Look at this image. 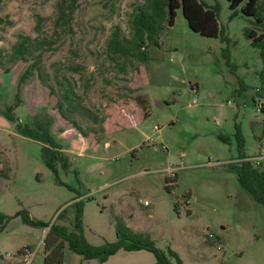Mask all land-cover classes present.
Masks as SVG:
<instances>
[{
    "label": "rangeland",
    "instance_id": "rangeland-1",
    "mask_svg": "<svg viewBox=\"0 0 264 264\" xmlns=\"http://www.w3.org/2000/svg\"><path fill=\"white\" fill-rule=\"evenodd\" d=\"M75 1L68 32L54 28L57 0L0 1V17L10 21L0 25V48L8 52L19 34L51 41L37 67L48 73V84H54V73L71 82L79 102L76 111L66 110L67 121L58 95L36 71L17 87L28 63L5 62L8 74L0 66V109L16 105V124L30 126L45 111L68 162L49 169L43 143L0 121V212L6 216L0 264H25V247L35 250L28 264H42L51 224L82 231L93 245L116 240L118 227H127L165 252L174 250L183 264H264V205L227 167L239 161L235 126L246 156L264 150V141L256 139L261 115L253 102L262 64L244 34L252 18L232 11L227 0H201L218 6L221 34L207 37L188 27L179 7L172 25L164 20L159 42L143 45L146 61L117 66L108 56L109 36L118 27L129 37L130 19L145 0ZM136 96L145 102V117ZM257 166L264 170V158ZM79 208L81 230L75 228ZM25 213L47 226L24 223ZM154 261L144 249H119L104 262L84 259L65 243L55 264Z\"/></svg>",
    "mask_w": 264,
    "mask_h": 264
},
{
    "label": "trees",
    "instance_id": "trees-1",
    "mask_svg": "<svg viewBox=\"0 0 264 264\" xmlns=\"http://www.w3.org/2000/svg\"><path fill=\"white\" fill-rule=\"evenodd\" d=\"M227 2L232 11H239L244 16L252 18L253 27L247 28L244 34L250 40V44L258 50L262 64L261 69L258 71L259 85L253 98V102L258 104V110L261 115V130L260 134L256 136V139L261 142V140L264 141V0H227ZM76 5L75 0H57V16L54 21V28L63 32L70 31ZM179 7L187 21L188 27L192 31L207 37H218L221 34L217 21V5L206 7L201 0H145L144 4L136 8L134 15L130 19L131 34L129 37L122 36L118 27L110 34L107 41L109 59L117 66H124L127 63L132 65L134 60L141 63L146 61L147 51L144 50L145 47L143 45L147 42L154 45L159 42V34L163 28L164 20L167 21L168 25H172L176 9ZM41 20L42 17L38 16L35 26L36 32L41 25ZM3 23H10V21L0 17V25ZM49 43L51 41L43 37L19 34L8 52L0 48V66L3 68V73L8 74L10 68L5 66V62L10 64L16 60H22L28 63V67L18 77L17 87L25 83L36 71L37 78L49 89V92L53 95L55 94V96L58 95L57 108L61 116L68 121L66 110L74 112L79 107V102L74 98L76 94L73 91L71 82L66 81L64 84L56 79L54 73V84H48V73L46 71L41 73L39 71L40 68L37 67L38 63H40L42 52L50 46ZM222 54L231 68L234 69L235 65H231L228 61L226 48L222 50ZM30 60L32 61L29 62ZM72 70L78 71V68L73 67ZM135 99L144 108L145 117V102L142 99L141 101L138 96ZM17 100H19L18 97ZM15 106L7 105L3 110L0 109V116L5 118L9 124H14L17 132L21 135L43 143L41 156L49 169L55 171L56 163L66 167L68 163L67 157L59 141L50 131L52 117L45 111H40L33 117V125L30 126L27 123L16 124ZM220 138L225 142L230 141L227 136L221 135ZM234 139L239 161L230 162L227 167L236 173L240 186L246 189L257 202L264 205V170H261L250 160L246 159L248 156L245 154V139L238 126H235ZM5 218L6 216L0 212V230ZM80 218L81 208L78 209L75 218V228L79 230H81ZM22 221L29 225L47 226L41 221L31 219L27 213L22 215ZM65 243L84 259L98 258L100 262L106 261L110 255L116 253L119 249H144L154 254L155 261L152 264H183L174 250L168 248L167 252H165L163 249L156 247L147 237L134 233L127 227H118L116 240L93 245L85 239L82 231H68L65 226L59 224L48 226L43 240L44 256L42 264L61 262Z\"/></svg>",
    "mask_w": 264,
    "mask_h": 264
},
{
    "label": "built area",
    "instance_id": "built-area-1",
    "mask_svg": "<svg viewBox=\"0 0 264 264\" xmlns=\"http://www.w3.org/2000/svg\"><path fill=\"white\" fill-rule=\"evenodd\" d=\"M263 158H264V150L260 151V153L258 155H254L252 157H247L246 159L250 160L255 166H257L260 164V160ZM34 253H35V250L31 252L29 250V248H27V247H25L21 251V254L24 257L25 264H28L31 261Z\"/></svg>",
    "mask_w": 264,
    "mask_h": 264
},
{
    "label": "crops",
    "instance_id": "crops-1",
    "mask_svg": "<svg viewBox=\"0 0 264 264\" xmlns=\"http://www.w3.org/2000/svg\"><path fill=\"white\" fill-rule=\"evenodd\" d=\"M136 106H138V108L141 109V114H143V116H144V111L142 110L141 106H140V105H137V104H136ZM108 119H109V117L106 119V121H107ZM0 121H1V122H5V121L3 120V117H2V116H0ZM106 121L103 123V126H104L105 129H106V124H107ZM5 123H6V122H5Z\"/></svg>",
    "mask_w": 264,
    "mask_h": 264
}]
</instances>
